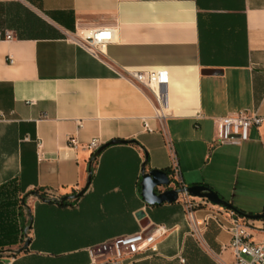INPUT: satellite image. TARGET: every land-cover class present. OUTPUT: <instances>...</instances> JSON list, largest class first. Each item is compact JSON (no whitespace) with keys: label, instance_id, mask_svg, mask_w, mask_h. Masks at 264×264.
I'll return each instance as SVG.
<instances>
[{"label":"crops","instance_id":"crops-1","mask_svg":"<svg viewBox=\"0 0 264 264\" xmlns=\"http://www.w3.org/2000/svg\"><path fill=\"white\" fill-rule=\"evenodd\" d=\"M103 28L113 39L94 57L77 36ZM4 29L0 264H91L90 249L157 227L158 251L132 264H232L227 210L264 214V121L246 141L214 144V119L264 116V0H0ZM145 71L167 73L164 118L127 77ZM93 139L130 142L93 158ZM174 165L231 207L196 197L191 223L178 201L149 205L144 168L170 177Z\"/></svg>","mask_w":264,"mask_h":264},{"label":"built area","instance_id":"built-area-1","mask_svg":"<svg viewBox=\"0 0 264 264\" xmlns=\"http://www.w3.org/2000/svg\"><path fill=\"white\" fill-rule=\"evenodd\" d=\"M14 37L9 30H0V40L10 41ZM113 39V31L108 28L95 29L77 36V43L94 57H99L104 51V46ZM13 63V58L10 59ZM128 79L148 88L154 95L156 103V115L164 118L167 114L168 104L165 84L168 80L165 71H145L130 73ZM264 121V116L257 111H241L224 117L214 119L216 136L214 144H222L231 141H246L250 138L253 127H260ZM71 144L77 148V141L72 138ZM41 145V143H39ZM87 149L92 153L100 147V141L93 139L87 144ZM171 184L162 187L161 191L173 188L179 191L178 202L186 211V215L191 223L195 222L194 212L203 203L196 201V197L190 195L187 186L183 182L181 171L178 165H174L171 172ZM231 221V242L230 249L234 256L232 264H264V218L260 220V226H256L252 220L238 215L234 210L228 209ZM208 218L201 221L206 226ZM252 231H258L261 238L256 240ZM166 230L157 227L149 232H138L124 235L103 243L100 246L90 249L92 257L91 264H132L137 256L145 251H158V238L164 236Z\"/></svg>","mask_w":264,"mask_h":264},{"label":"water","instance_id":"water-1","mask_svg":"<svg viewBox=\"0 0 264 264\" xmlns=\"http://www.w3.org/2000/svg\"><path fill=\"white\" fill-rule=\"evenodd\" d=\"M130 141H126L123 139H115L112 140L102 146H100L96 152L93 155V158H97L105 149H107L109 146L115 145V144H127ZM90 176L88 178L87 185L91 182L92 177V167L89 168ZM171 184V179L168 175V173L165 170L161 169H153L149 172L145 171L142 175V197L149 205H157V204H163L165 202L173 203L178 201L179 197V191L173 188L165 189L161 191L162 187H168ZM87 188H84L79 193L73 195V196H63L61 199H59V202L64 204L69 199H77L79 198ZM187 191L192 195L193 197L207 199L208 201L212 202L216 205H223L226 207H231L227 201H225L221 196L215 192L213 189H211L209 186L206 185H193L190 187H187ZM35 195L39 199L43 201H47L48 199L39 194L37 191H31L28 193L27 196ZM244 217L249 219H262L264 218V214L259 215H247L243 214ZM30 244V239H27L24 249L27 248Z\"/></svg>","mask_w":264,"mask_h":264},{"label":"rangeland","instance_id":"rangeland-1","mask_svg":"<svg viewBox=\"0 0 264 264\" xmlns=\"http://www.w3.org/2000/svg\"><path fill=\"white\" fill-rule=\"evenodd\" d=\"M28 199H29V197H25L24 202H25V203H28ZM25 210H26V209H25Z\"/></svg>","mask_w":264,"mask_h":264},{"label":"trees","instance_id":"trees-1","mask_svg":"<svg viewBox=\"0 0 264 264\" xmlns=\"http://www.w3.org/2000/svg\"><path fill=\"white\" fill-rule=\"evenodd\" d=\"M94 155V154H93Z\"/></svg>","mask_w":264,"mask_h":264}]
</instances>
